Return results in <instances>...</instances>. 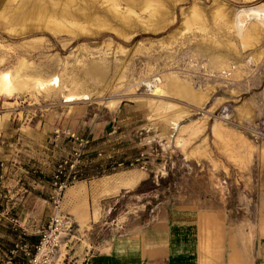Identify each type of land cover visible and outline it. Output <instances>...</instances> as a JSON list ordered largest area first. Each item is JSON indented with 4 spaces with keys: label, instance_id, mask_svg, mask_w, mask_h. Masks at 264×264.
<instances>
[{
    "label": "rangeland",
    "instance_id": "rangeland-1",
    "mask_svg": "<svg viewBox=\"0 0 264 264\" xmlns=\"http://www.w3.org/2000/svg\"><path fill=\"white\" fill-rule=\"evenodd\" d=\"M6 71L59 80L0 92V217L31 218L36 245L69 215L50 264H85L90 245L174 205L260 210L264 0H0ZM74 169L55 207L52 179Z\"/></svg>",
    "mask_w": 264,
    "mask_h": 264
},
{
    "label": "crops",
    "instance_id": "crops-1",
    "mask_svg": "<svg viewBox=\"0 0 264 264\" xmlns=\"http://www.w3.org/2000/svg\"><path fill=\"white\" fill-rule=\"evenodd\" d=\"M241 154L253 153L244 150ZM262 199L258 212L252 210L256 201L251 199L239 204L237 213L174 205L137 229L90 245L83 257L85 264H264ZM30 220L0 217V264L7 258L8 264H24L33 252L36 237Z\"/></svg>",
    "mask_w": 264,
    "mask_h": 264
},
{
    "label": "built area",
    "instance_id": "built-area-1",
    "mask_svg": "<svg viewBox=\"0 0 264 264\" xmlns=\"http://www.w3.org/2000/svg\"><path fill=\"white\" fill-rule=\"evenodd\" d=\"M223 76H228L230 74V69H223L220 73ZM227 107L222 108V115H224L225 121L230 124H237L234 109L230 103H227ZM82 138L80 139V143L82 144ZM87 142V139L84 140ZM80 154V153H79ZM123 161H119L117 164H122ZM71 166L74 163L70 164ZM77 169L73 170V173L70 175H66L65 177H61L58 174H55L52 179V184L54 186L55 193L52 195V200L55 203V207L59 205L61 193H63L66 186L78 178ZM72 219L67 214H62L59 211H55L53 216L50 218L47 224V228L42 231L40 235V239L38 244L35 245V251L29 254V257L26 260L25 264H50L51 254L54 251V243L50 242L55 239L57 234L60 232H67L71 229ZM10 262V258H7L1 264H8Z\"/></svg>",
    "mask_w": 264,
    "mask_h": 264
},
{
    "label": "bare ground",
    "instance_id": "bare-ground-1",
    "mask_svg": "<svg viewBox=\"0 0 264 264\" xmlns=\"http://www.w3.org/2000/svg\"><path fill=\"white\" fill-rule=\"evenodd\" d=\"M114 2V1H113ZM88 3H90V2H88ZM90 5V4H89ZM116 6V5H115ZM111 7H113V6H111ZM95 9H97V8H95ZM113 9H115V11H119V10H117L116 9V7L115 8H113ZM35 12V11H34ZM116 12V13H117ZM52 13V12H51ZM50 13V14H51ZM119 13H121V12H118V14ZM49 15V14H48ZM121 15V14H120ZM119 16V15H118ZM123 16V15H122ZM121 16V17H122ZM48 17V16H47ZM46 17V18H47ZM91 17V16H90ZM99 20H100V18H99ZM98 20V21H99ZM124 20V19H123ZM126 20V19H125ZM47 21V20H46ZM95 21V20H94ZM101 21V20H100ZM48 22H51V23H48V25L49 24H54V25H56V26H59V25H63V23L65 22V21H63V23H61L62 22V20H59L58 19V17L56 18V17H54V15H50L49 17H48ZM103 22H104V20H103ZM70 23V22H69ZM74 23V22H73ZM106 23V22H105ZM105 23H103V24H105ZM67 24V23H66ZM108 24V23H107ZM47 24H45V27H47L46 26ZM50 25V26H51ZM49 26V27H50ZM55 26V27H56ZM48 27V28H49ZM87 27V26H86ZM76 28L78 29L79 27H77L76 26ZM55 29V28H54ZM97 30V29H96ZM94 31V30H93ZM57 32H58V30H57ZM86 32V31H85ZM95 32V31H94ZM73 33V32H72ZM97 32H95V34H96ZM159 79V81L157 82L156 81V79ZM150 81H153L152 82V84H156L157 86L159 85V83H161L162 82V80H161V78H159V77H154V78H152V79H150L147 83H146V85L148 86V83L150 82ZM59 84V80H58V78H52V79H50V80H47V79H43V78H36V77H23L21 74H19L18 72L16 73V74H13L11 71H6V72H2L1 74H0V92H7V93H12L13 91H15V90H19V89H23V88H25V87H34V88H41V89H47V88H50V87H52V86H57ZM78 97H80V95H69L68 96V99L70 98V99H76V98H78ZM207 99V97H203V98H199V103L200 104H202L203 103V101L205 102V100ZM218 101V100H217ZM250 112L248 111V109H247V106L244 104V105H242V107H241V109H240V115H248ZM197 122H201V121H197ZM197 122H193V123H197ZM176 123L177 122H175L174 124L176 125ZM205 125V124H204ZM218 125V124H217ZM217 125H215L216 126V128L218 127ZM215 133V135L216 136H220V134H219V132H216V131H214Z\"/></svg>",
    "mask_w": 264,
    "mask_h": 264
}]
</instances>
